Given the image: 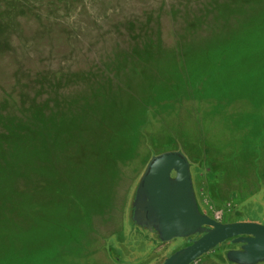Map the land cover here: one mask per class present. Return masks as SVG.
I'll return each mask as SVG.
<instances>
[{"label":"rangeland","instance_id":"obj_1","mask_svg":"<svg viewBox=\"0 0 264 264\" xmlns=\"http://www.w3.org/2000/svg\"><path fill=\"white\" fill-rule=\"evenodd\" d=\"M72 129L93 132L102 152L95 212L112 181L113 198L127 183L119 230L101 232L96 264H160L178 249L177 238L157 244L127 225L138 177L166 150L190 160L207 214L264 224V0H0V264H77L63 254L86 239L87 221L39 196L50 185L24 141L53 154L47 131ZM51 156L42 165L60 185ZM236 246L201 256L225 262Z\"/></svg>","mask_w":264,"mask_h":264},{"label":"water","instance_id":"obj_2","mask_svg":"<svg viewBox=\"0 0 264 264\" xmlns=\"http://www.w3.org/2000/svg\"><path fill=\"white\" fill-rule=\"evenodd\" d=\"M191 166L181 149L153 154L133 188L127 221L153 229L162 242L199 234L161 264H190L227 239L237 246L223 251L226 264H264V224L207 214L197 201Z\"/></svg>","mask_w":264,"mask_h":264},{"label":"crops","instance_id":"obj_3","mask_svg":"<svg viewBox=\"0 0 264 264\" xmlns=\"http://www.w3.org/2000/svg\"><path fill=\"white\" fill-rule=\"evenodd\" d=\"M93 136L95 134L91 131L87 135L82 131H68L66 138L58 140V143H65L66 145L62 146V151L57 153L54 158L56 162H60L61 175L67 178L60 185L52 183L51 189L46 193L49 197L62 201V204L59 205L61 209L56 211H60L65 216L76 214L78 218H85V222L87 221V225L85 222V225H83L88 231L86 239L81 241L74 231L71 240L77 239L81 241V245L78 244L76 248L73 247L71 250L64 251V254L62 253L75 259L74 262L77 264H96V260H94L98 253L96 250H101L103 244L101 232L115 233L119 230L118 224L126 200V181L117 184L114 198L112 181L108 189L106 207L103 208V205H101L102 213L95 212L97 202L90 194L101 183L102 152L95 149V142L91 139ZM49 177H52L53 182H55L56 179L54 178L57 176L53 172ZM62 189H65V191ZM70 194L79 202L81 207L70 208L74 203ZM79 209H82L81 215ZM90 228L91 231L93 230V234L89 233ZM64 238L68 239V237ZM196 262L198 264H226L220 258L215 261L208 256H201L197 258Z\"/></svg>","mask_w":264,"mask_h":264},{"label":"trees","instance_id":"obj_4","mask_svg":"<svg viewBox=\"0 0 264 264\" xmlns=\"http://www.w3.org/2000/svg\"><path fill=\"white\" fill-rule=\"evenodd\" d=\"M52 131H54V130H49V131H47V137H49L50 139L51 138H53V139H51V141L53 142V144H55V152L53 153V154H48V153H46V154H44V152H46L47 150H48V148H47V145L46 144H42L40 141H38V143L39 144H37V146H36V148H35V146H34V144H32L33 142H32V138H31V135L29 136L30 138L29 139H27V138H25L24 139V141H26V142H30L31 143V145H33V147H34V150H31V153H30V160H32V162L33 161H36V174H37V176L39 177V176H45V177H47V178H45V179H42V178H40L41 180L40 181H42V182H44V184L47 186V185H50V188L49 187H47L46 189H44V190H40V191H38V193H40V195L39 196H41V195H43V194H46L50 189H51V181L53 180V178L52 177H49V176H51V173H53L54 171H53V169L51 170V168L49 167V165H45V167H44V165H42V164H47V162L45 161V160H43L44 158H46L47 157V155L48 156H50V155H52L51 156V159H52V161H53V159H54V157L56 156V154L57 153H59V152H61L62 151V146H65L66 144L65 143H58L59 141L58 140H62V139H64V138H66V135H67V132L68 131H82V132H84V134H86V131H84V130H57L58 131V133L57 134H54V135H51V132ZM45 142L47 143L48 142V140H45ZM33 156H34V158H33ZM35 157H36V160H34L35 159ZM60 163V162H59ZM57 178V177H56ZM56 178H54V179H56ZM52 183H53V181H52ZM37 193V192H36ZM43 215H45L46 213H42ZM133 231L132 232H136V233H140V234H142L143 235V237L144 238H146V239H148V240H151V241H153L154 243H163L162 241H160V240H158V238H157V236H156V233L154 234V235H152L149 231V229L148 228H146V227H142V226H136L135 228H133L132 229ZM199 234H195V235H193V236H191V240L190 241H192L194 238H196L197 236H198ZM58 237V236H57ZM66 237V236H65ZM229 241V239H227V240H225L222 244H225V243H227ZM109 249H111V246H110V244H109ZM60 250V249H59ZM150 250H152V247L151 248H149V249H147V250H145L144 252H142V253H140L139 254V256L138 257H136L133 261L134 262H136V261H139V260H141L142 258H144L149 252H150ZM56 254H57V250H56ZM112 254V253H111ZM122 250L121 249H119V248H117L114 244H113V260H114V262H116V263H123V258H122Z\"/></svg>","mask_w":264,"mask_h":264},{"label":"flooded vegetation","instance_id":"obj_5","mask_svg":"<svg viewBox=\"0 0 264 264\" xmlns=\"http://www.w3.org/2000/svg\"><path fill=\"white\" fill-rule=\"evenodd\" d=\"M264 203V202H263ZM127 225H128V228L129 229H133V228H135L136 226H139V225H136V224H134L133 222H128L127 223ZM142 227H145V226H142ZM150 231V233L152 234V235H154L155 234V232H154V230L153 229H150V228H148ZM192 239V238H191ZM191 239H189V237H186V238H177V242H178V244H179V247H178V249L180 248V247H183V246H185V245H187V244H189L191 241ZM195 239V238H194ZM229 241H231V239H229ZM166 257V256H165ZM164 257V258H165ZM163 262V261H162ZM161 262V263H162ZM160 263V264H161Z\"/></svg>","mask_w":264,"mask_h":264}]
</instances>
